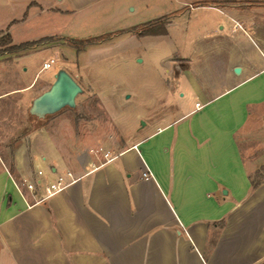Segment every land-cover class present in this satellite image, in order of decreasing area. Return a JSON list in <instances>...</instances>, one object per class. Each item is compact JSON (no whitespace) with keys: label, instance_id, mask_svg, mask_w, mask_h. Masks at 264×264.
<instances>
[{"label":"crops","instance_id":"obj_1","mask_svg":"<svg viewBox=\"0 0 264 264\" xmlns=\"http://www.w3.org/2000/svg\"><path fill=\"white\" fill-rule=\"evenodd\" d=\"M166 17L163 35L126 32ZM67 26L143 42L173 87L131 131L81 69L57 68L44 84L59 70L83 78L109 130L69 112L33 124L28 107L50 88L34 90L37 74L0 92L23 96L0 116L11 129L0 128V264H264V178L251 187L264 165V0H0L11 45L35 32L61 40ZM113 132L128 140L119 152L105 147ZM36 171L42 183L63 171L76 181L39 201L23 185Z\"/></svg>","mask_w":264,"mask_h":264},{"label":"rangeland","instance_id":"obj_2","mask_svg":"<svg viewBox=\"0 0 264 264\" xmlns=\"http://www.w3.org/2000/svg\"><path fill=\"white\" fill-rule=\"evenodd\" d=\"M96 28L94 26H80L71 30L67 26L66 33L61 35V40L56 42V44L60 45L56 49H44L27 56H21L20 54L15 56L4 55L0 58V61L21 57L16 59V63L6 65V68H0V92L3 89L6 90L30 81L35 74H37V78L34 82V90L38 88L47 90L50 85H45L44 83L46 82L44 81L50 80L57 68L62 69L63 66L68 68L72 76H75V72L81 69L83 72L82 77L104 94L108 110L113 114L120 115L123 120V126L127 127L126 131H131L132 120L136 112L150 109L152 107V105H149L150 103L157 108V102L159 97L163 95V90L167 86L173 87L170 74L168 75L165 72L168 64L163 59L148 53L144 43L137 41L135 38H123L121 41V39L114 40L113 38L117 36L114 35L110 40L101 43L103 45L102 48L89 47L83 53H76L73 48L61 44L62 41L67 40L82 41L102 36L103 34L101 33H95ZM4 34H0V51L9 46L5 44ZM40 34L43 33L35 32L31 34L27 37V42L35 40V38L38 39L42 36ZM137 58L140 62L137 61ZM50 59H53L55 63L48 69H42L44 62H49ZM83 78H77L78 84L80 83L84 86V89L79 85L82 92L76 97L75 107H65L58 113H73L88 121L97 119L104 123L103 125L109 130L113 126V122H111L112 115L107 113L105 107L99 104L96 96L91 94ZM175 94L167 102L175 103L177 101V94ZM121 96L122 100L120 99ZM125 96L129 97L126 99ZM19 101H23V96H11L1 99L0 116L7 113L6 106L8 102L17 103ZM163 105L165 104L162 101L161 107ZM31 107L32 104L29 105L27 112L33 124H37L41 120L44 121L51 116L47 115L39 118L32 115L29 112ZM0 128L2 129V135L6 137L10 135L11 129L1 125ZM106 140L109 144L105 145V147L111 145L114 152H119L125 148L128 142L121 132H113V137L106 138ZM262 176L264 178V173Z\"/></svg>","mask_w":264,"mask_h":264},{"label":"trees","instance_id":"obj_3","mask_svg":"<svg viewBox=\"0 0 264 264\" xmlns=\"http://www.w3.org/2000/svg\"><path fill=\"white\" fill-rule=\"evenodd\" d=\"M168 20L169 18L167 17L162 18L152 23L146 24L144 26H141L138 28H132L126 32L137 34L140 37L163 35L166 33L165 27H166V24L168 23ZM118 34L119 33L107 34V35H102L99 37L82 40V41L67 40V41H62L61 44L73 48L76 51V53H80V52H83L87 47L99 45L103 42L110 40L114 35H118ZM4 37H5V44L9 46L6 49L0 51V58H2L4 55H8V56L14 55L15 56L19 54L20 55L28 54L30 52H33L41 48H47V47L53 46L54 44H56L57 41H59V39L47 37V38L40 39L38 41L26 42V43H22L20 45L14 46V45H11V38L8 33H5ZM263 173H264V165L259 170H257L256 172L252 174L251 176L252 189H256L261 184L263 180V176H262Z\"/></svg>","mask_w":264,"mask_h":264},{"label":"water","instance_id":"obj_4","mask_svg":"<svg viewBox=\"0 0 264 264\" xmlns=\"http://www.w3.org/2000/svg\"><path fill=\"white\" fill-rule=\"evenodd\" d=\"M239 69H235L238 73ZM82 92L80 86L64 70H59L54 76L50 88L35 98L30 113L39 118L52 115L65 107L74 108L75 99Z\"/></svg>","mask_w":264,"mask_h":264},{"label":"built area","instance_id":"obj_5","mask_svg":"<svg viewBox=\"0 0 264 264\" xmlns=\"http://www.w3.org/2000/svg\"><path fill=\"white\" fill-rule=\"evenodd\" d=\"M53 63L54 62L51 60L49 63H45L43 68L48 69ZM104 158L106 161H110L113 157H109V154L106 153L104 154ZM42 176V171H36L34 176L23 181V185L32 192H36L38 189L42 190L39 201L47 200L48 198L63 192L76 181L72 174L67 171L54 173L51 180L46 183L41 182ZM143 176L147 178L149 175L144 173Z\"/></svg>","mask_w":264,"mask_h":264}]
</instances>
